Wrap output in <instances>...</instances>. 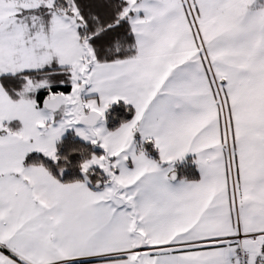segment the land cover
Listing matches in <instances>:
<instances>
[{
  "label": "snow or ice",
  "instance_id": "1",
  "mask_svg": "<svg viewBox=\"0 0 264 264\" xmlns=\"http://www.w3.org/2000/svg\"><path fill=\"white\" fill-rule=\"evenodd\" d=\"M0 264H264V0H0Z\"/></svg>",
  "mask_w": 264,
  "mask_h": 264
}]
</instances>
